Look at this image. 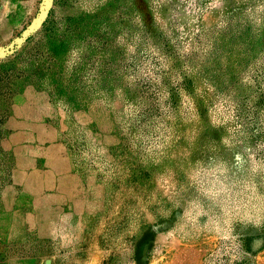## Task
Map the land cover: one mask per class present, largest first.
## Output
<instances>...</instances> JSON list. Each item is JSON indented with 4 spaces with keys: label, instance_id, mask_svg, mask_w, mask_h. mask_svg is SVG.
<instances>
[{
    "label": "rangeland",
    "instance_id": "374dc122",
    "mask_svg": "<svg viewBox=\"0 0 264 264\" xmlns=\"http://www.w3.org/2000/svg\"><path fill=\"white\" fill-rule=\"evenodd\" d=\"M0 264H264V0H0Z\"/></svg>",
    "mask_w": 264,
    "mask_h": 264
},
{
    "label": "crops",
    "instance_id": "0c3cea01",
    "mask_svg": "<svg viewBox=\"0 0 264 264\" xmlns=\"http://www.w3.org/2000/svg\"><path fill=\"white\" fill-rule=\"evenodd\" d=\"M10 26H12L11 23L2 24L0 26V32L5 33V31H7L10 28Z\"/></svg>",
    "mask_w": 264,
    "mask_h": 264
}]
</instances>
